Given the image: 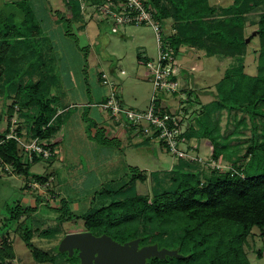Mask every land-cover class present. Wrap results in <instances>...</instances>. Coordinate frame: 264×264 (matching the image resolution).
I'll return each instance as SVG.
<instances>
[{
	"label": "trees",
	"instance_id": "trees-1",
	"mask_svg": "<svg viewBox=\"0 0 264 264\" xmlns=\"http://www.w3.org/2000/svg\"><path fill=\"white\" fill-rule=\"evenodd\" d=\"M75 4L68 5V9L75 7L78 11V2ZM261 4L264 0H232L220 7L207 0H167V3L147 0L160 25L166 19L171 20V31L164 37L175 53L180 47H194L202 50L203 56L219 57L242 53L246 44L244 16ZM254 32L259 41L256 73H244L241 64L226 69L213 89L201 92L210 95L211 100L200 105V111L194 114L191 120L195 126L186 119L182 133L185 141L207 139L210 159L226 161L225 167L204 166L203 169L196 167V161L174 158L175 163L165 173L168 182L158 177L156 170L150 172L153 179L150 196L132 189V192L127 189L122 192L125 183L116 190L119 198L90 212L74 215L83 219V229L95 234L106 233L118 241L137 238L140 245L154 243L158 248L176 252L162 259L153 257V264H249L242 249L246 235L256 227L264 237L263 13ZM45 43L39 24L23 0L0 1V95L6 98L13 91L9 115L15 106V112L24 118L28 136L43 138L44 146L53 149L47 141L59 127L60 113H56L53 105L55 82L43 50ZM42 67L35 81L28 76L20 82L24 75ZM180 92L184 93L183 89ZM189 92L196 98L197 92L188 90L186 93ZM186 100L180 99V104ZM222 110L233 119L232 129L225 134L218 126ZM237 111L243 112L246 118L244 115L236 118ZM181 113L184 116L183 109ZM246 121L250 135L242 147L244 141L237 137L246 129ZM233 137L237 141L231 145ZM0 160L10 168L9 171L0 169V173L20 174L31 178V182L46 181V174L29 172V165L37 157L23 163L12 139L0 144ZM136 178L143 180L144 174L135 170L128 183ZM18 203L5 202L0 208V264H16L8 239L13 231L29 247L36 262L58 264L57 261L63 259L64 264H73L77 261L74 255L58 252V244L56 254L34 247L30 242L32 229L26 224L31 209L29 205L21 207Z\"/></svg>",
	"mask_w": 264,
	"mask_h": 264
},
{
	"label": "rangeland",
	"instance_id": "rangeland-1",
	"mask_svg": "<svg viewBox=\"0 0 264 264\" xmlns=\"http://www.w3.org/2000/svg\"><path fill=\"white\" fill-rule=\"evenodd\" d=\"M23 1L29 6L46 41L43 50L48 58L51 75L54 76L52 95L55 96L53 105L57 109L56 113H60L59 127L47 141L48 145L53 146L55 155L48 159L38 157L29 165L30 173L46 174V181L32 184L29 177L13 172L0 173V208L5 202L13 205L19 200L21 207L29 205L31 210L26 224L32 229L30 242L34 247L56 254L55 246L65 233L84 228L83 219L74 215L90 212L119 198L116 190L125 183L122 192L126 189L132 192V189L138 194L150 196L153 184L150 172L156 170L158 177L168 182L165 173H168L175 159L158 142L135 138V133L126 123L124 127L130 129L129 136L119 138L111 134L106 136L104 128L101 130L96 126L102 120L106 123L113 120L97 104L107 88L98 79L101 71L119 88L117 95L123 106L137 110L147 107L152 83L144 62L146 58L156 57V38L152 27L147 24H119L116 29L108 20L96 18L91 0H85L84 8L80 10L78 7V11L75 7L72 10L67 7L75 6L74 0H70L68 5L65 0ZM160 1L167 3V0ZM207 1L220 7L232 0ZM262 13L264 4L245 14L243 35L246 44L239 55L203 56L200 49L180 47L176 59L185 74L181 83L184 93L166 97L164 103L172 110L180 107L178 110L183 109L185 112V121L191 120L200 111V105L211 99L210 95L201 92L213 89L226 69L241 64L244 73L255 74L259 41L254 29ZM170 22V19H166L160 25L162 34L171 31ZM43 69L24 75L20 82H24L28 76L35 81ZM182 73L180 76L183 77ZM189 74L195 87L190 88ZM44 78L49 79L47 75ZM188 90L197 92L196 98H193V93H186ZM13 97V91L6 98L0 95V130L10 117H15L26 137L29 134L26 132V123L15 112V106L9 115L8 107ZM185 98V103L180 104V99ZM241 115L246 118L243 112L238 111L235 116L238 118ZM191 124L195 126L193 120ZM246 124V129L237 137L244 141L242 147L250 135L248 121ZM218 126L222 134L229 132L233 126L231 114L222 110ZM232 139L231 145L237 141L234 137ZM188 143L196 145L194 153L201 159H210L211 147L207 139L190 138ZM215 162L222 168L226 165L224 160ZM204 166L203 162H197L196 167L204 169ZM134 169L144 174V179L136 178L128 183ZM34 204L36 206L32 209ZM70 214L72 216L69 219L67 215ZM8 239L16 264H49L36 262L29 247L16 232H10ZM242 249L249 264H264V237L258 228H251L242 243ZM57 263L64 264V260H58Z\"/></svg>",
	"mask_w": 264,
	"mask_h": 264
},
{
	"label": "built area",
	"instance_id": "built-area-1",
	"mask_svg": "<svg viewBox=\"0 0 264 264\" xmlns=\"http://www.w3.org/2000/svg\"><path fill=\"white\" fill-rule=\"evenodd\" d=\"M69 1L65 0V2ZM74 1L78 2L80 10L86 4L85 0ZM90 4L95 7L96 18L101 17L108 20L114 28L117 29L119 24H147L152 27L156 38V57L155 59L146 58L144 62L152 83V94L147 107L137 110L123 106L117 95L119 88L102 71L99 78L101 84L107 88L103 100L97 104L113 120L128 124L135 133V138L152 139L161 143L165 151L173 158L200 161L205 166L221 169L222 167L214 160L201 159L194 153L196 145L188 143L189 140L185 141L182 133L185 130L186 121L181 110H178L180 108L178 106L174 110L166 108L167 104L164 103L166 97H171L178 92L182 94L180 92L182 88L180 74L183 71L176 59L177 53L162 34L160 23L152 14L147 0H91ZM0 134H2L0 135V144L7 139H12L16 143L23 163L32 162L33 157L48 159L55 155L51 147L44 146L43 138L25 137V133L19 129V122L15 117L9 118L4 128L0 130ZM0 169L10 170L1 160Z\"/></svg>",
	"mask_w": 264,
	"mask_h": 264
},
{
	"label": "water",
	"instance_id": "water-1",
	"mask_svg": "<svg viewBox=\"0 0 264 264\" xmlns=\"http://www.w3.org/2000/svg\"><path fill=\"white\" fill-rule=\"evenodd\" d=\"M138 239L134 238L120 244L106 234L93 235L89 231H77L64 234L58 241L57 251L71 256L77 250V262L73 264H148L149 257L163 258L174 256L176 252L156 244L137 247Z\"/></svg>",
	"mask_w": 264,
	"mask_h": 264
},
{
	"label": "crops",
	"instance_id": "crops-1",
	"mask_svg": "<svg viewBox=\"0 0 264 264\" xmlns=\"http://www.w3.org/2000/svg\"><path fill=\"white\" fill-rule=\"evenodd\" d=\"M263 5V4H261ZM260 6V5H259ZM182 49L184 47H181ZM185 74L183 73V77H181L182 79V82H183V79L184 78ZM187 77L189 78V85L191 86L190 88L192 87H195V83L192 81V77L189 75H187ZM191 79V80H190ZM104 95L105 93L103 94V98H104ZM101 97V101L103 100V98ZM211 98V97H210ZM211 100V99H210ZM110 119V118H109ZM112 120V119H111ZM126 124L124 123H120V122H114L113 120L111 121V123H106L105 121L102 120V122L100 124H97L96 126L100 127V129L102 130L104 128V131H105V135L107 136L108 134H111L113 137H128L129 136V132H130V129H128V127H124ZM107 132V134H106ZM159 144V143H158ZM160 145V144H159ZM161 146V145H160Z\"/></svg>",
	"mask_w": 264,
	"mask_h": 264
},
{
	"label": "flooded vegetation",
	"instance_id": "flooded-vegetation-1",
	"mask_svg": "<svg viewBox=\"0 0 264 264\" xmlns=\"http://www.w3.org/2000/svg\"><path fill=\"white\" fill-rule=\"evenodd\" d=\"M80 231H89V230L82 229V230H80ZM75 232H77V231H75ZM89 232H91V231H89ZM69 233H70V232H69ZM91 233H92V232H91ZM92 234L95 235V236H97V235H100V234H106V233H99V234L92 233ZM106 235H108V234H106ZM108 236H109L112 240H114V241H116V242H118V243H120V244H123V243L127 242L128 240H131V239H128V240H125V241H118V240L112 238L110 235H108ZM133 239H134V238H133ZM141 245H144V244H141ZM141 245L139 244V242H137V247H139V246H141ZM145 245H147V244H145ZM76 254H77V250H76V249H73V252H72L71 256L74 255V256L76 257ZM76 258H77V257H76ZM152 258H153V257L146 258L145 261H146L148 264H153V260H152ZM77 261H78V259H77ZM77 261H75V262H77ZM75 262H74V263H75Z\"/></svg>",
	"mask_w": 264,
	"mask_h": 264
}]
</instances>
